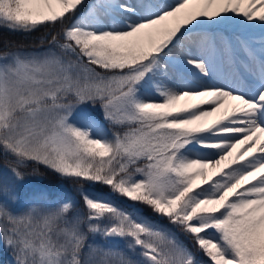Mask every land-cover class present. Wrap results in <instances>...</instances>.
<instances>
[{
  "label": "snow or ice",
  "instance_id": "6c2138e0",
  "mask_svg": "<svg viewBox=\"0 0 264 264\" xmlns=\"http://www.w3.org/2000/svg\"><path fill=\"white\" fill-rule=\"evenodd\" d=\"M0 264H264V0H0Z\"/></svg>",
  "mask_w": 264,
  "mask_h": 264
},
{
  "label": "trees",
  "instance_id": "16d2710c",
  "mask_svg": "<svg viewBox=\"0 0 264 264\" xmlns=\"http://www.w3.org/2000/svg\"><path fill=\"white\" fill-rule=\"evenodd\" d=\"M37 35L39 34L33 33L31 36H25L19 33H7V32L3 33L4 37L14 40L18 43H23L25 45L34 43V38ZM40 172L42 173V175H37V176L28 175L26 177L25 186L21 189L22 194L29 187H39V188H46L51 191H62V192L68 193L72 195L73 197H75L77 201H79V197L73 191V184L71 183V181L62 180L55 174L43 168L40 169ZM85 187H87V185H85ZM96 190L102 193H108L109 191L106 187L101 188L99 186H97ZM143 211L145 215H151L147 209H143Z\"/></svg>",
  "mask_w": 264,
  "mask_h": 264
}]
</instances>
